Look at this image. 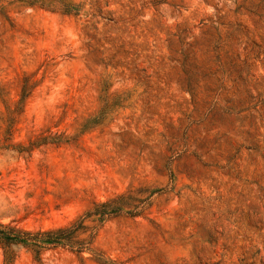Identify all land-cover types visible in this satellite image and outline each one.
I'll use <instances>...</instances> for the list:
<instances>
[{
  "label": "rangeland",
  "instance_id": "1",
  "mask_svg": "<svg viewBox=\"0 0 264 264\" xmlns=\"http://www.w3.org/2000/svg\"><path fill=\"white\" fill-rule=\"evenodd\" d=\"M65 1L78 13L0 0V222L56 227L127 193L93 229L106 264H264V0ZM81 257L41 260L100 264Z\"/></svg>",
  "mask_w": 264,
  "mask_h": 264
},
{
  "label": "trees",
  "instance_id": "2",
  "mask_svg": "<svg viewBox=\"0 0 264 264\" xmlns=\"http://www.w3.org/2000/svg\"><path fill=\"white\" fill-rule=\"evenodd\" d=\"M29 6H37L46 8L52 11H59L63 14H76L78 8L76 4H71L65 0H22ZM32 85L28 84L27 79L23 77L21 80L18 98L16 99L12 108L6 106L5 114V128L6 132L12 131V126L17 119V115L21 113L24 101L28 97ZM110 105L103 107L101 105L97 111L90 116L83 119L82 128L92 129L97 125L102 124L106 120V116L110 112ZM39 139H43L39 137ZM31 140V144H32ZM30 143V142H29ZM65 144L67 140H43L36 142V146L40 144ZM21 145L18 144L17 147ZM22 147V146H21ZM17 151L18 148H16ZM127 193L116 194L104 201H93L90 206L85 209L80 215L75 217L67 224L46 228L28 230L24 229L13 222H0V250L2 254V264H12L16 253L14 247H21L38 264H42L41 255L44 250H52L58 247L66 248L71 252H75L79 258L83 251L91 253L93 260L100 264H106L105 258L100 254H96L95 248L92 246L93 229L98 224L106 221L111 215L117 214L124 209L125 203L123 198ZM87 221L93 223L91 226ZM85 236V237H84Z\"/></svg>",
  "mask_w": 264,
  "mask_h": 264
}]
</instances>
